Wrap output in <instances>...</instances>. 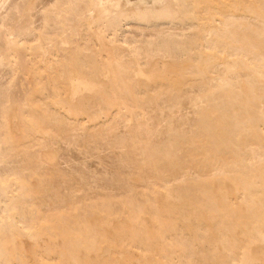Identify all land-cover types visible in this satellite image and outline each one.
I'll return each mask as SVG.
<instances>
[{
  "label": "bare ground",
  "instance_id": "6f19581e",
  "mask_svg": "<svg viewBox=\"0 0 264 264\" xmlns=\"http://www.w3.org/2000/svg\"><path fill=\"white\" fill-rule=\"evenodd\" d=\"M116 1L0 0V264H264V0Z\"/></svg>",
  "mask_w": 264,
  "mask_h": 264
},
{
  "label": "rangeland",
  "instance_id": "374dc122",
  "mask_svg": "<svg viewBox=\"0 0 264 264\" xmlns=\"http://www.w3.org/2000/svg\"><path fill=\"white\" fill-rule=\"evenodd\" d=\"M119 0H117L116 2H115V5L117 4V2H118ZM101 10H99V9H97V13H98V15H100L101 14ZM99 43V45H98V49L100 50V53L102 54V55H104L105 54V51L104 50H107L108 52H109V50L111 51V49H112V44H110L107 40H105L104 38H102V40L100 41V42H98ZM107 48V49H106ZM111 48V49H110ZM114 48V47H113ZM123 49H125L124 47H122ZM11 52H13L14 54H15V58H16V61L19 63V59L21 60L22 58H23V55H24V51L22 50V51H19V47H12V50H11ZM190 63H188V62H185V63H183L182 64V67H186V66H188ZM173 67V65H172V63L171 62H169V61H167V62H165V65H164V69H157V70H155V74L150 78V80H149V83H155V82H159L161 79H163L164 77H167V76H170V78L171 77H173V78H175V77H177V75H176V71L174 70V68H172ZM146 73H148V74H150V73H152L151 71V67L150 66H146ZM160 73H162V74H160ZM164 75V76H163ZM70 150H72V149H70ZM68 151V152H67ZM71 152H73V153H71ZM71 152H69V150H65L64 149V151H63V153H64V157L66 158V156H65V154L66 155H68L67 156V158L69 159L70 158V160H68V161H70V163L73 161V162H77V163H75V165L77 164L78 165V163H79V165L80 166H82L83 164H84V162L83 161H81V160H87V159H82V158H80V157H78L77 156V153H76V151H71ZM76 153V154H75ZM73 154V155H72ZM74 155H75V157H74ZM75 159H74V158ZM66 158V159H67ZM73 158V159H72ZM76 158H77V160H76ZM81 159V160H80ZM90 158H88V162L87 161H85V164H84V166L86 165V166H89V168L88 169H90L91 170V172L92 171H95V173H96V171L98 172H102L101 170H103V168H101L100 167V165H96L97 163H95V160H93V158H91L90 160H89ZM108 160V159H107ZM93 163H92V162ZM86 162H87V164H86ZM97 162V161H96ZM107 162H109V161H107ZM67 163H69V162H67ZM69 163V164H70ZM90 163V164H89ZM68 164V165H69ZM63 165V166H62ZM61 166L62 167H66L65 166V164H62ZM70 165H72L73 166V164H70ZM78 165V166H79ZM76 167V166H75ZM97 167V168H96ZM80 168V167H79ZM94 168H96V169H94ZM98 172V173H99ZM94 173V172H93ZM188 200V202L190 201L189 199H187ZM186 200V201H187ZM160 205H162V203H160ZM163 206H165V207H167V208H169L168 207V205H164L163 204ZM183 207H187V208H189V204H185ZM190 210V208L188 209V211ZM187 211V212H188ZM8 220L10 221V222H12L13 223V218L11 217V215H9L8 216ZM191 220H192V218L189 220V225H190V228H192V226H191ZM203 223H205V224H207V225H209V226H212V225H210L211 223H212V220H204L203 219ZM263 246H264V244H263ZM112 251H113V249H112ZM85 255V253H83V254H81V253H79L78 254V257L80 258V259H82V260H84L86 257H88V255H86V256H84ZM128 254H126V256H127ZM133 256H134V254H132ZM105 257H106V255H104L103 257H99V256H95V261H94V264H102V262L104 261V259H105ZM112 258H114L113 259V263L112 264H126V262H124V261H122V259H120L117 255H114V254H112ZM118 260V261H116V260ZM134 262L135 263H138V264H142V262L140 261H135L134 260Z\"/></svg>",
  "mask_w": 264,
  "mask_h": 264
}]
</instances>
